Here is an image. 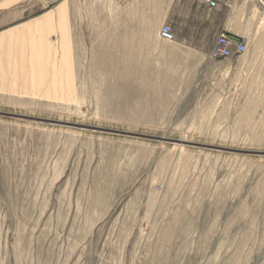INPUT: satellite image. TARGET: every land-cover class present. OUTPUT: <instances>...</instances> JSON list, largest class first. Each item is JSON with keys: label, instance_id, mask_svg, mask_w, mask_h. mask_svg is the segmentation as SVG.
I'll list each match as a JSON object with an SVG mask.
<instances>
[{"label": "rangeland", "instance_id": "1", "mask_svg": "<svg viewBox=\"0 0 264 264\" xmlns=\"http://www.w3.org/2000/svg\"><path fill=\"white\" fill-rule=\"evenodd\" d=\"M177 9L0 0V264H264V8Z\"/></svg>", "mask_w": 264, "mask_h": 264}, {"label": "built area", "instance_id": "2", "mask_svg": "<svg viewBox=\"0 0 264 264\" xmlns=\"http://www.w3.org/2000/svg\"><path fill=\"white\" fill-rule=\"evenodd\" d=\"M260 5L264 8L262 0H258ZM199 5L206 6L209 9H216L220 6L226 10H231L234 6V0H196ZM160 38L163 41H172L173 34L170 25H161L159 30ZM246 45L244 41L239 38L231 37L226 33L218 35L214 41L212 53L214 57H220L224 59H230L237 54H241L245 51Z\"/></svg>", "mask_w": 264, "mask_h": 264}, {"label": "crops", "instance_id": "3", "mask_svg": "<svg viewBox=\"0 0 264 264\" xmlns=\"http://www.w3.org/2000/svg\"><path fill=\"white\" fill-rule=\"evenodd\" d=\"M177 1V6H178V11L182 14V12L184 11H189V16L191 17L192 16V12L193 14L196 13L197 11V8L198 7H203L204 9L208 10V11H213V10H218V9H222L224 11L227 12V14L229 13H232L235 6H236V3H238L239 1L241 2V0H234V8H232L231 10H226L224 7L220 6L216 9H209L207 8L206 6H202V5H199L196 0H176ZM259 3L258 0H256ZM263 3H264V0H262Z\"/></svg>", "mask_w": 264, "mask_h": 264}, {"label": "bare ground", "instance_id": "4", "mask_svg": "<svg viewBox=\"0 0 264 264\" xmlns=\"http://www.w3.org/2000/svg\"><path fill=\"white\" fill-rule=\"evenodd\" d=\"M261 8V7H260ZM262 9V8H261Z\"/></svg>", "mask_w": 264, "mask_h": 264}]
</instances>
